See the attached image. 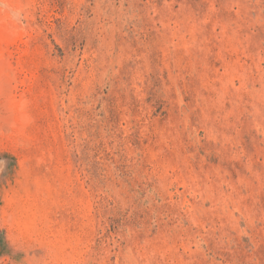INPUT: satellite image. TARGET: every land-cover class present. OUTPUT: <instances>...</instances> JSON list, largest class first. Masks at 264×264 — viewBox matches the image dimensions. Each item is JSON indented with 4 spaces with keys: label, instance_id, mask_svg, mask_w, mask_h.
I'll list each match as a JSON object with an SVG mask.
<instances>
[{
    "label": "rangeland",
    "instance_id": "rangeland-1",
    "mask_svg": "<svg viewBox=\"0 0 264 264\" xmlns=\"http://www.w3.org/2000/svg\"><path fill=\"white\" fill-rule=\"evenodd\" d=\"M0 264H264V0H8Z\"/></svg>",
    "mask_w": 264,
    "mask_h": 264
},
{
    "label": "clouds",
    "instance_id": "clouds-1",
    "mask_svg": "<svg viewBox=\"0 0 264 264\" xmlns=\"http://www.w3.org/2000/svg\"><path fill=\"white\" fill-rule=\"evenodd\" d=\"M0 13L12 21H20L22 13L13 4L9 3L8 0H0Z\"/></svg>",
    "mask_w": 264,
    "mask_h": 264
}]
</instances>
